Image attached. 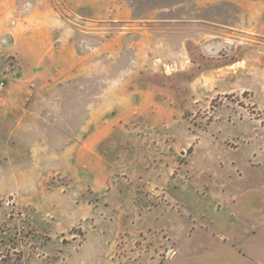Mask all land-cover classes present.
<instances>
[{
    "label": "rangeland",
    "instance_id": "obj_1",
    "mask_svg": "<svg viewBox=\"0 0 264 264\" xmlns=\"http://www.w3.org/2000/svg\"><path fill=\"white\" fill-rule=\"evenodd\" d=\"M17 4L50 7L82 69L64 73L76 58L57 41L61 82L38 93L49 107L37 154L0 147V256L160 264L211 221L256 232L246 218L264 212V0ZM6 64L0 52L5 84Z\"/></svg>",
    "mask_w": 264,
    "mask_h": 264
},
{
    "label": "crops",
    "instance_id": "obj_2",
    "mask_svg": "<svg viewBox=\"0 0 264 264\" xmlns=\"http://www.w3.org/2000/svg\"><path fill=\"white\" fill-rule=\"evenodd\" d=\"M254 26L260 29L257 37H264V22ZM71 36L50 7H27L17 4V0H0V52L14 63L5 65L6 84L2 89L5 99L0 102V147L9 148L14 156L26 147L30 148L29 156L37 154L38 141L35 139L41 137L48 123L45 113L49 107V101L44 98L46 95L42 97L38 93L52 89V80L61 82L58 77L62 72V54L54 47L57 41L63 45L62 51L71 52L72 58L66 60L76 58V65L65 64L64 73L78 75L82 69L78 44ZM51 70L57 76L55 80L49 78ZM21 71L31 73L40 82L29 87L23 78L15 75ZM27 137L34 138L32 144L25 143ZM235 218L237 214H233L232 219ZM246 219L253 223L252 228L256 230L253 235L241 231L238 226L217 230V225L211 221L202 231L192 229L184 242L176 244L174 255L160 264H264V212ZM202 232L206 234L205 241L201 240Z\"/></svg>",
    "mask_w": 264,
    "mask_h": 264
},
{
    "label": "trees",
    "instance_id": "obj_3",
    "mask_svg": "<svg viewBox=\"0 0 264 264\" xmlns=\"http://www.w3.org/2000/svg\"><path fill=\"white\" fill-rule=\"evenodd\" d=\"M9 260H11V257L9 256V254L7 253V255H1L0 256V264H11V263H9L10 261ZM20 261H21V259H20V256L16 259V261L14 262V263H12V264H19L20 263ZM8 262V263H7Z\"/></svg>",
    "mask_w": 264,
    "mask_h": 264
},
{
    "label": "built area",
    "instance_id": "obj_4",
    "mask_svg": "<svg viewBox=\"0 0 264 264\" xmlns=\"http://www.w3.org/2000/svg\"><path fill=\"white\" fill-rule=\"evenodd\" d=\"M4 87V83L3 81H0V88H3Z\"/></svg>",
    "mask_w": 264,
    "mask_h": 264
}]
</instances>
